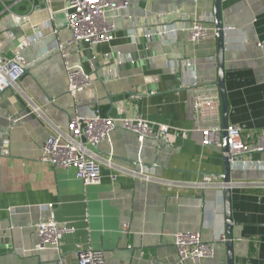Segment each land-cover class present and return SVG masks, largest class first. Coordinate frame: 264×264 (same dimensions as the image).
<instances>
[{"label": "crops", "instance_id": "0c3cea01", "mask_svg": "<svg viewBox=\"0 0 264 264\" xmlns=\"http://www.w3.org/2000/svg\"><path fill=\"white\" fill-rule=\"evenodd\" d=\"M67 1H0V56L21 48L29 62L18 85L0 93V264H77L80 244L102 250L107 264H176L179 230L200 231L214 244L215 256L201 264H227L224 189L168 190L124 174L113 180L106 164L101 183L86 186L75 167L40 160L56 126L66 129L76 111L97 107L104 115L171 127L165 139L143 142L118 127L110 140L91 146L97 155L112 153L118 163L169 181L219 177L223 149L202 143L192 72L181 66L193 60L200 84L218 87L215 33L198 42L188 35L195 19L216 28L215 0H127V9L109 13L116 38L94 50L72 39ZM173 10L175 32L143 35ZM222 14L229 122L244 125L243 138L253 142L264 132V0H222ZM124 55L135 63L119 64ZM68 64L83 65L92 79L77 97L68 92ZM32 105L42 114H30ZM254 156L264 159L261 152ZM232 203L236 264H264V168L233 170ZM51 216L73 230L59 250H34L37 225Z\"/></svg>", "mask_w": 264, "mask_h": 264}, {"label": "built area", "instance_id": "2783aa9c", "mask_svg": "<svg viewBox=\"0 0 264 264\" xmlns=\"http://www.w3.org/2000/svg\"><path fill=\"white\" fill-rule=\"evenodd\" d=\"M4 1V0H0ZM16 1V0H14ZM129 7L127 0H68L64 11L68 18V27L72 31L74 41H86L91 50L100 43L111 42L116 38V24L109 13H118ZM176 11L167 16H159V20L143 35L149 39L169 36L176 31L170 19H174ZM51 15L53 13L51 12ZM169 17V18H168ZM133 26H136L135 23ZM133 35L139 31L133 29ZM216 32V28L209 27L203 20L195 19L188 30L190 41L198 42ZM37 38L29 39L28 44ZM57 49H62L58 46ZM106 56L109 57V54ZM119 64L135 63V59L124 55L118 58ZM29 62L18 48L10 56H0V93L18 85L19 80L26 73ZM182 68L192 72L191 87L194 88V108L196 121L200 124L198 130L202 134L204 145L223 146V127L221 124V98L217 86L201 85L198 75L194 71V61H184ZM68 75V92L77 97L87 91L92 84L90 74L83 65L66 66ZM31 113L42 114L39 107L32 105ZM19 118H11L16 122ZM122 128L137 135L140 142L145 139H161L171 129L166 124H154L141 117H112L104 115L99 108H88L86 111H76L70 119L66 129L56 126L55 133L42 145L40 160L55 166L75 167L76 175L86 186L97 185L102 181L101 164L113 169L112 179L116 180L119 174L130 175L146 181H158L168 190L174 188H220L224 189L225 182L216 176L205 175L196 182H177L162 179L146 172L143 168L136 169L114 160L111 153L108 157H101L93 151L91 146H97L103 141L110 140L111 133L116 128ZM228 145L231 154L232 169L264 168V159L254 156L255 153H264V132L254 136L253 142L243 138L244 125L229 124L227 127ZM53 209L54 205H49ZM73 227L58 222L53 216L37 225L39 241L34 250L48 248L60 249L62 238ZM178 261L176 264H201L203 259L215 256L214 244L203 240L200 231L179 230L174 234ZM77 264H107L102 250L94 249L90 245L80 244L77 249Z\"/></svg>", "mask_w": 264, "mask_h": 264}, {"label": "water", "instance_id": "95a60500", "mask_svg": "<svg viewBox=\"0 0 264 264\" xmlns=\"http://www.w3.org/2000/svg\"><path fill=\"white\" fill-rule=\"evenodd\" d=\"M214 24L216 26L215 36L217 39V59H218V79L216 84L219 87L221 98V113L223 127V172L218 175L224 182V203H225V218L226 231L222 239L227 247V264H236L235 258V221L233 219V169L230 162L231 154L228 145L227 127L229 122V98L226 87V71H225V32L226 25L222 14V0L214 1ZM166 136H163L165 139Z\"/></svg>", "mask_w": 264, "mask_h": 264}]
</instances>
